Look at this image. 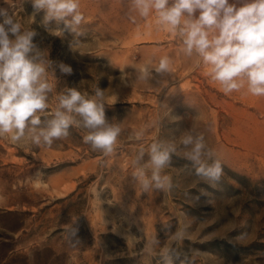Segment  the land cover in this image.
I'll return each instance as SVG.
<instances>
[{
	"label": "rangeland",
	"instance_id": "rangeland-1",
	"mask_svg": "<svg viewBox=\"0 0 264 264\" xmlns=\"http://www.w3.org/2000/svg\"><path fill=\"white\" fill-rule=\"evenodd\" d=\"M80 4V36L60 31L63 23L47 31L43 11L25 0H0V9L35 30L34 43L54 62L49 113L65 87L91 93L97 86L106 90V117L123 131L107 157L76 128L50 148L0 138V264H160L161 248L175 264H264V96L246 87L225 95L199 57H187L175 37L157 30L154 15L129 19L128 0ZM71 41L78 43L71 48ZM165 56L171 75L159 86L122 79ZM59 63L72 73L62 74ZM189 130L203 134L220 160L219 182L198 179L177 155L168 169L172 191L142 193L130 178L136 149L178 141ZM181 226L186 236L178 242L173 233ZM134 237L140 242L132 248ZM153 237L160 245L150 251Z\"/></svg>",
	"mask_w": 264,
	"mask_h": 264
},
{
	"label": "clouds",
	"instance_id": "clouds-1",
	"mask_svg": "<svg viewBox=\"0 0 264 264\" xmlns=\"http://www.w3.org/2000/svg\"><path fill=\"white\" fill-rule=\"evenodd\" d=\"M34 11H43L42 26L49 31L50 24L63 23L60 31L82 35L80 26L85 21L80 0H25ZM129 19L137 16L155 17L157 30H167L182 46L187 57H199L208 68V76L217 82L225 95L246 87L253 96H264V0H128ZM134 13L135 15H132ZM0 138L34 149L50 148L56 141L66 139L70 129L86 132L83 142L105 157L112 155L123 129L105 115L106 90L95 87L91 93L75 87H65L55 94L56 106L49 113V100L58 80L53 61L34 38L37 32L24 28L6 9H0ZM74 43L71 41L70 47ZM169 56L155 65L146 64L136 70L134 78L125 73L126 83L134 81H161L171 75ZM62 74L70 75L72 68L58 64ZM51 77V79H50ZM145 128L134 132L135 141H142ZM181 155L194 175L207 182H219L222 164L208 148L203 134L189 130L178 141L156 140L141 144L134 154L131 181L142 193L171 192L174 188L168 169L173 157ZM171 227V226H169ZM70 227V237L76 240ZM182 241L186 229L181 226L173 233ZM133 238L130 246L139 243ZM128 244V241H127ZM160 245L158 237L146 242L150 251ZM160 264H175L173 253L161 248Z\"/></svg>",
	"mask_w": 264,
	"mask_h": 264
}]
</instances>
